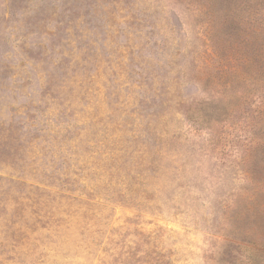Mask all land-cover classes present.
<instances>
[{"label":"rangeland","instance_id":"1","mask_svg":"<svg viewBox=\"0 0 264 264\" xmlns=\"http://www.w3.org/2000/svg\"><path fill=\"white\" fill-rule=\"evenodd\" d=\"M201 261L264 264V0H0V264Z\"/></svg>","mask_w":264,"mask_h":264},{"label":"trees","instance_id":"2","mask_svg":"<svg viewBox=\"0 0 264 264\" xmlns=\"http://www.w3.org/2000/svg\"><path fill=\"white\" fill-rule=\"evenodd\" d=\"M243 145V144H242ZM246 146V145H245ZM245 146L243 145L244 147V150H247V149H252L254 147V144L252 145V143L248 144L247 148H245Z\"/></svg>","mask_w":264,"mask_h":264},{"label":"clouds","instance_id":"3","mask_svg":"<svg viewBox=\"0 0 264 264\" xmlns=\"http://www.w3.org/2000/svg\"><path fill=\"white\" fill-rule=\"evenodd\" d=\"M201 264H206V262H204V261H201Z\"/></svg>","mask_w":264,"mask_h":264}]
</instances>
